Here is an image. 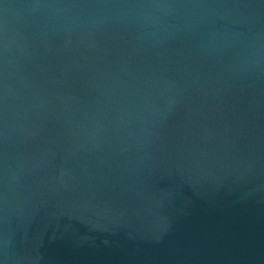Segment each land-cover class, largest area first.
I'll return each mask as SVG.
<instances>
[{"label":"water","instance_id":"95a60500","mask_svg":"<svg viewBox=\"0 0 264 264\" xmlns=\"http://www.w3.org/2000/svg\"><path fill=\"white\" fill-rule=\"evenodd\" d=\"M0 264H264V0H0Z\"/></svg>","mask_w":264,"mask_h":264}]
</instances>
